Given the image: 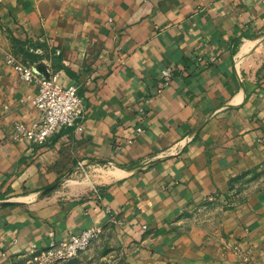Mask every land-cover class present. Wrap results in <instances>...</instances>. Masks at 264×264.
I'll list each match as a JSON object with an SVG mask.
<instances>
[{"label": "crops", "instance_id": "crops-1", "mask_svg": "<svg viewBox=\"0 0 264 264\" xmlns=\"http://www.w3.org/2000/svg\"><path fill=\"white\" fill-rule=\"evenodd\" d=\"M9 55L79 84L83 131L21 136ZM93 226L62 264H264V0H0V264Z\"/></svg>", "mask_w": 264, "mask_h": 264}, {"label": "built area", "instance_id": "built-area-1", "mask_svg": "<svg viewBox=\"0 0 264 264\" xmlns=\"http://www.w3.org/2000/svg\"><path fill=\"white\" fill-rule=\"evenodd\" d=\"M9 65L15 67L20 77L34 82L38 91L32 103L41 112L38 121L28 124L17 122L15 129L22 137L30 139L35 145L45 146L62 129L75 128L83 131L87 103L79 84L64 86L58 71L36 73L32 67L18 60L14 55L6 58ZM173 72L163 71L162 87L169 85ZM152 204L150 203L149 206ZM103 233L100 226L90 227L81 233L56 238L55 232L49 234L48 245L44 248L33 247L29 253L28 264H62L77 258L90 249L95 240ZM244 262L251 261L249 252H242Z\"/></svg>", "mask_w": 264, "mask_h": 264}, {"label": "rangeland", "instance_id": "rangeland-1", "mask_svg": "<svg viewBox=\"0 0 264 264\" xmlns=\"http://www.w3.org/2000/svg\"><path fill=\"white\" fill-rule=\"evenodd\" d=\"M109 1H110V4H112L113 0H109ZM14 44H15V49H16V47H17L16 42H14ZM93 174H94V173H93Z\"/></svg>", "mask_w": 264, "mask_h": 264}]
</instances>
